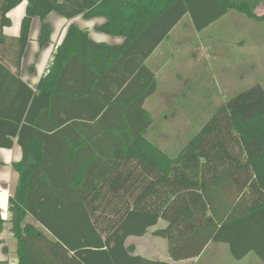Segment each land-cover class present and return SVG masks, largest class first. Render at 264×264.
<instances>
[{
  "label": "trees",
  "instance_id": "16d2710c",
  "mask_svg": "<svg viewBox=\"0 0 264 264\" xmlns=\"http://www.w3.org/2000/svg\"><path fill=\"white\" fill-rule=\"evenodd\" d=\"M262 1L0 0V84L13 79L25 99L12 114L0 111V147L17 137L22 150L8 196L15 264H179L209 242L227 244L236 260L254 251L264 262L262 86L227 99L174 156L146 138L143 107L157 89L145 60L185 15L197 31L231 10L264 23L255 13ZM21 2L19 34L8 37V13ZM51 12L102 16L97 29L123 42L93 41L70 24L32 90L5 60L19 66L34 17L40 43L49 40ZM160 219L166 225L154 234L166 239L172 263L133 255L125 244ZM4 222L0 213V232Z\"/></svg>",
  "mask_w": 264,
  "mask_h": 264
},
{
  "label": "rangeland",
  "instance_id": "374dc122",
  "mask_svg": "<svg viewBox=\"0 0 264 264\" xmlns=\"http://www.w3.org/2000/svg\"><path fill=\"white\" fill-rule=\"evenodd\" d=\"M255 13L264 16V2L256 6ZM61 26L57 24L52 33L50 29L47 42L40 43V37L35 41L40 49L29 58L40 75L49 63L51 46L58 43L55 37ZM160 56L158 90L148 100L150 125L145 136L170 156L176 155L227 99L254 84L264 89V23L238 11H229L202 31L195 30L185 15L162 45ZM149 234L142 242L150 239ZM158 240L166 250V240ZM219 246L228 252L225 243ZM210 253L211 249L206 260L195 264H264L254 251L241 260L229 253L217 257Z\"/></svg>",
  "mask_w": 264,
  "mask_h": 264
},
{
  "label": "crops",
  "instance_id": "0c3cea01",
  "mask_svg": "<svg viewBox=\"0 0 264 264\" xmlns=\"http://www.w3.org/2000/svg\"><path fill=\"white\" fill-rule=\"evenodd\" d=\"M263 2L264 0L259 4H262ZM25 6H26V3L21 2L11 11H9L8 16L11 19V24L3 28V33L7 35L8 37L18 36L20 20L23 15ZM44 21L49 25L51 29V33L52 31H54L57 24L62 25L59 30V34L55 37L58 43H54L50 48L49 62H50L52 53L56 51V49H54V46L55 45L58 46V44L62 41L64 34L66 33V30L68 29L70 24H74L80 29H85L88 33V36L93 41L105 43V44H111V45H116V44L119 45V44H122L123 42L122 36L110 35V34L104 33L97 29L100 25H102L105 22V18L102 16L86 18L83 15H77L71 19H65V18H62L61 15L57 14L56 12H51L45 17ZM174 28L175 26L170 31L168 36L159 43V45L155 48V50L151 53V55H149V57L145 60V65L151 71L154 72L155 78L157 81V89L152 95H155V93H157V90H158L157 74L160 72L162 68V65H161L159 69V66L162 63V61H160L161 47L162 45H164L165 42H167L168 37L171 34V32L174 30ZM41 30H42V20L39 17H34L32 20L31 28L29 32V40L26 45L25 51L21 57L19 66L16 68L8 60H5V64L8 66L10 71L16 74V76H18L19 78H21L27 84V86L30 87L32 90H36L39 80L41 79L45 71L44 70L41 75H40L41 71L35 72V68L33 65L34 61L32 63L29 58L30 53L32 52L35 53L36 50L40 49L39 43L35 41H37L38 38L40 37ZM39 42H40V38H39ZM105 65L106 67L109 66L108 63ZM106 67L103 70L104 71L103 76L104 74L106 75L108 74L109 69H107ZM121 70H118V74L121 73ZM81 73L84 74L83 71H81ZM114 74H115V71L112 75ZM116 76H117V72L115 74V77ZM106 80L109 84V76L106 77ZM0 86H1L0 111L12 114L15 107L21 108L23 106V100L25 99H24V92H23V88L21 84L14 82V80L11 78H6L4 84L1 83ZM103 88H108V86L104 84ZM135 92H136V89L134 87L132 90L133 96ZM149 98L150 96L145 100V103L143 105V107L146 109L148 114L150 113L147 107ZM134 112L135 110H133V113ZM12 141H13V144L11 147H0V213L3 219L5 220L3 224V229L0 232V260L7 259L9 260L10 264H15L17 261V254L15 252L17 241L9 232L10 223L8 219H9L10 214L8 211V196L13 191V188L17 181V172L14 170L12 164L14 162H18L21 159L22 150H21L20 145L17 142V137H13ZM25 221L32 223L38 229L45 232V230L35 220H33L29 215L26 216ZM165 225H166V222L160 219L158 224L155 227L149 228L145 234L150 232L149 235H152V236H150L149 240L146 238V242H142L145 234L139 237L138 236L128 237L126 239L125 244L126 246L133 247V251H131V254L140 255V256L150 258L153 260H161L164 262L172 263L173 261L171 260L168 254V244H167V249L165 250V245L162 243V241L158 240L160 236H157L154 234L155 229L162 228ZM132 238L141 239V240H134ZM160 239L166 240L163 237H160ZM221 244L222 243H219V242H209L206 245L205 249L202 251V253L198 257H195V258H192L186 261L182 260V261H179L178 263L179 264H184V263L195 264L201 261V259L202 261L206 260L207 258L205 257L207 256L208 250L210 249L212 252L210 253V255L214 257L216 256V254L223 255V256L228 255V253L230 254L228 245L226 244L227 251H228L226 252L225 249L221 250L219 246Z\"/></svg>",
  "mask_w": 264,
  "mask_h": 264
},
{
  "label": "built area",
  "instance_id": "2783aa9c",
  "mask_svg": "<svg viewBox=\"0 0 264 264\" xmlns=\"http://www.w3.org/2000/svg\"><path fill=\"white\" fill-rule=\"evenodd\" d=\"M56 48H57V45L54 46V49H56ZM47 72H48V70L45 69L44 73L46 74Z\"/></svg>",
  "mask_w": 264,
  "mask_h": 264
}]
</instances>
